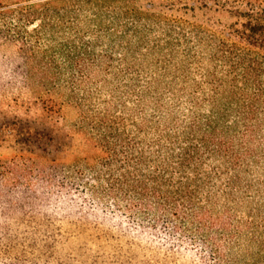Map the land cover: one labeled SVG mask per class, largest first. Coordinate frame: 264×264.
<instances>
[{
	"label": "rangeland",
	"instance_id": "rangeland-1",
	"mask_svg": "<svg viewBox=\"0 0 264 264\" xmlns=\"http://www.w3.org/2000/svg\"><path fill=\"white\" fill-rule=\"evenodd\" d=\"M68 18L72 24L39 33L43 53L35 56L0 35L1 224L56 219L57 211L33 206L40 201L32 193L48 189H69L77 203L93 202L100 212L109 200L97 192L98 202L89 188L110 187L111 175L141 156L152 164L170 147L176 155L177 138L202 132L190 130L193 120L228 127L224 137L233 141L245 109L255 136L264 133L262 68L247 71L250 60L225 59L227 45L210 36L232 20L227 14L195 12L190 20L202 25L195 30L156 11L89 9ZM252 146L254 158L236 166L199 152L214 178L213 212L228 226L229 264H264V145Z\"/></svg>",
	"mask_w": 264,
	"mask_h": 264
},
{
	"label": "trees",
	"instance_id": "trees-1",
	"mask_svg": "<svg viewBox=\"0 0 264 264\" xmlns=\"http://www.w3.org/2000/svg\"><path fill=\"white\" fill-rule=\"evenodd\" d=\"M89 9L94 14L161 12L192 30L202 29L190 20L195 12H222L232 20L217 31L210 29V36L227 45L224 58L237 63L248 59L252 63L243 62L245 70L261 67L264 72V0H0V35L31 55L42 54L40 32L68 26L69 14ZM251 115L239 112L242 129L233 141L224 137L228 127L219 131L211 119L204 126L193 120L190 130L202 132L177 138L176 155L170 147L152 164L141 156L111 175L110 187L89 188L98 202L97 192L109 200L98 213L95 203H77L66 188L45 190L42 197L32 193L40 201L33 205L36 211H57L58 217L28 219L22 225L0 220V264H173L181 258L192 264H229L223 253L228 226L213 212L209 192L214 178L202 170L199 152L216 155L220 165L254 158L252 145H264V133L261 129L255 136L257 124L245 120ZM190 138L194 143L182 144Z\"/></svg>",
	"mask_w": 264,
	"mask_h": 264
}]
</instances>
